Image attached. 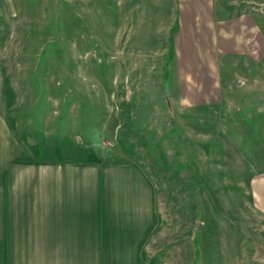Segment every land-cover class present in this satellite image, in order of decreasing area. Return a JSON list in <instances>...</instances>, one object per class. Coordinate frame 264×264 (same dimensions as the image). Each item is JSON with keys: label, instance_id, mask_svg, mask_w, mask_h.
Segmentation results:
<instances>
[{"label": "rangeland", "instance_id": "1", "mask_svg": "<svg viewBox=\"0 0 264 264\" xmlns=\"http://www.w3.org/2000/svg\"><path fill=\"white\" fill-rule=\"evenodd\" d=\"M177 9V0H0L4 112L58 155L143 169L156 220L149 264H159L157 247L192 250L193 264H264L250 190L264 169V68L236 86L227 62L220 98L184 105L169 73Z\"/></svg>", "mask_w": 264, "mask_h": 264}, {"label": "crops", "instance_id": "2", "mask_svg": "<svg viewBox=\"0 0 264 264\" xmlns=\"http://www.w3.org/2000/svg\"><path fill=\"white\" fill-rule=\"evenodd\" d=\"M177 5L169 73L184 105L218 100L227 62L242 83L236 86L261 77L262 0ZM1 101L0 264H149L147 237L156 220L143 169L126 158L60 156L45 148L44 133L39 139L11 123ZM250 190L264 217V169L251 176ZM157 249L159 264H193L192 250L183 258Z\"/></svg>", "mask_w": 264, "mask_h": 264}, {"label": "trees", "instance_id": "3", "mask_svg": "<svg viewBox=\"0 0 264 264\" xmlns=\"http://www.w3.org/2000/svg\"><path fill=\"white\" fill-rule=\"evenodd\" d=\"M165 71H166V74H165V78H166L167 77V72H168V65H166Z\"/></svg>", "mask_w": 264, "mask_h": 264}]
</instances>
